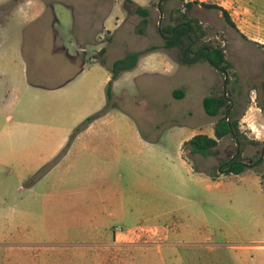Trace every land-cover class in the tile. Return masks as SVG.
Masks as SVG:
<instances>
[{
	"label": "crops",
	"instance_id": "crops-1",
	"mask_svg": "<svg viewBox=\"0 0 264 264\" xmlns=\"http://www.w3.org/2000/svg\"><path fill=\"white\" fill-rule=\"evenodd\" d=\"M132 1L150 10L153 4V0ZM183 1L223 8L234 25L236 43L233 48L237 59L246 61L247 73H264V0ZM59 5L66 7L57 4L55 8ZM47 13L43 0L17 3L0 0L1 102L11 105L16 100L33 97L53 100L65 96L76 105L77 121L81 122L105 107L106 88L112 79L111 66L128 53L145 52L151 45L135 49L128 48L127 43L121 44L123 55L116 57L110 56V46L105 47L103 59L93 63L86 61V66L70 81L53 84L56 77H50L49 72L62 71V65H49L47 58L42 60L39 49L35 51L36 59L31 61L25 43L29 30L43 19V35L49 30L52 35L55 31L59 33L58 19L47 18ZM128 14L124 0L111 4L101 22L102 34L111 33L115 37ZM73 26L68 30L71 37ZM34 35L37 37L36 32ZM132 35L137 36L134 31ZM130 37L125 40L129 41ZM52 56L57 58L58 54L52 53ZM196 64L202 63L178 62L169 51L159 47L142 54L137 66L121 73L114 82L113 91L123 79L132 83L141 75L159 77L143 82L138 88L159 90L153 98L152 93H147L163 110L160 122L169 125L160 130V124H153L150 134H146L135 114L122 106L96 120L74 140L60 162L68 160L78 149L80 157L86 156V160L101 168L91 171L88 183L79 189L72 203L70 211L77 219L71 227V240L57 246L55 258L46 257L43 264H136L133 258H149L154 252L158 255L157 264H180L183 259L189 264H224L226 256L239 264H264V218L257 220L249 215L242 222L240 212L225 211L220 202L224 198L222 179L226 176L213 178L195 172L184 150L185 143L196 135L214 137L216 119L204 111L203 126L194 131H188L187 125L173 124L177 114L182 112L181 103L195 100L203 106L204 99L217 90L215 74L213 83L195 92L182 81L185 93L182 92L180 98L175 97L178 89L172 85L170 77L179 68ZM250 89L251 104L241 117V123L250 130L257 128V134L252 131L255 137L251 139L263 142L264 106L260 104H264V76ZM122 93L127 98L132 96L126 89ZM114 95L118 98L115 91ZM171 105L173 111L169 110ZM251 172L256 174L253 170L244 174ZM187 175L191 177L188 183ZM191 183L194 187L204 185L210 195L197 199ZM197 202L201 210L187 214V209ZM171 215L178 219L172 225L166 224L165 217ZM258 229L263 233H258ZM179 245L187 247V254L177 249Z\"/></svg>",
	"mask_w": 264,
	"mask_h": 264
},
{
	"label": "rangeland",
	"instance_id": "rangeland-1",
	"mask_svg": "<svg viewBox=\"0 0 264 264\" xmlns=\"http://www.w3.org/2000/svg\"><path fill=\"white\" fill-rule=\"evenodd\" d=\"M68 2L77 7V20L74 26L70 10L59 5L55 8V16L49 11L47 13V18L58 19L59 33L55 31L52 35L49 30L43 35L45 23L43 19L29 30L30 36L25 42L31 61L36 59L35 51L39 49L43 54L42 60L47 58L49 65H62V71L49 72L50 77H56L52 81L53 84L65 82L75 76L81 68L86 66V61L94 62L103 59L104 55L100 54L102 48L110 46L112 50L110 56L116 57L123 55L121 44L127 43L128 48L135 49L150 45L163 47L166 45V40L161 36L160 29L170 23L171 13L182 7L180 0H163L162 2L153 0L146 35L140 36L136 33V27L142 18L131 13L124 19L121 30L114 37L111 33L102 34L101 26L111 6L110 3L99 6L95 0H68ZM158 4H161L163 9L158 8ZM220 14L218 10L201 8L199 5H195L189 12V16L204 22L202 26L208 39L226 50V59L231 63L227 71L230 82L227 93L228 98L233 101L232 117L240 120L242 132L249 138H254L255 135L251 133L254 131L257 134V128L250 130L247 125L241 123V117L251 104V86L256 84L264 73H247L248 64L246 61L237 59L238 54L233 48L236 43L235 29L227 23L223 14H221L222 17ZM72 26L73 36L71 37L68 35V30ZM133 31L137 36L132 35ZM35 32L37 37L34 35ZM129 36H131L129 41L125 40ZM121 38L124 41H121ZM183 46V50L177 47L166 50L178 62L184 63L183 58L193 62L196 55L184 51L187 47L186 40L183 41ZM52 53L58 54V57L53 58ZM187 55H189L188 58ZM197 63L202 64H196L191 68H179L169 79L172 85H175L178 91L185 93L180 83L186 81L188 87L195 92L213 83L216 74L218 85L213 95H223L225 75L203 60ZM155 78L159 77L141 75L132 83L123 79L114 90L118 95V98L114 95L115 108L124 106L132 111L146 134H150L152 131L150 127L153 124H160L158 126L160 130L166 129L169 125L160 122L163 110L157 107L158 103L151 100L148 95L152 93V97L154 94H159V90L138 88L143 82ZM124 89L132 92L130 98L123 96ZM181 104L182 112L177 114L173 124L187 125L188 131L201 128L206 117L203 106L197 104L195 100ZM173 107L171 105L169 110L173 111ZM77 114L76 105L65 96L53 100L33 97L31 100L22 99L20 102L16 100L11 105H3L0 97V264H43L42 260L46 257L55 258L54 250L57 246L71 240V227L77 219L73 218L70 211L72 203L76 201L79 189L88 183L91 171L101 166L86 160L85 155L80 157L78 149L68 160L60 162L71 144L81 134L73 135L77 127L85 120L78 122ZM215 119L217 121L218 118ZM262 148L263 146L246 145L243 157L247 164H253L260 159ZM235 153L234 140L226 137L215 149L213 156L204 158L197 155L195 160L209 171L222 172L227 170V162ZM59 155L61 158L55 162ZM262 160L263 163L253 169L258 176H264V158ZM225 174H221L226 176L222 179L224 194L220 202L222 208L225 211L240 212L242 222L249 215L255 216L257 220L263 219L264 183L262 186L261 178L259 179L252 172L242 175ZM190 179L191 177L187 175V183ZM190 188L197 199L210 195L204 185L194 187L191 183ZM203 207L207 209L206 205ZM201 208L197 202L187 209V214L199 211ZM165 218L166 224L169 225L178 219L174 215ZM257 231L263 233L262 229ZM144 239L149 240L147 237ZM160 244L164 246L163 242ZM177 249L182 254H187L186 246L179 245ZM157 256L156 252L149 258L143 259L137 256L136 259L133 258V262L157 264ZM223 259L226 260L224 264H239L231 257L226 256ZM183 260L180 264H189L186 259ZM165 261H168L167 257Z\"/></svg>",
	"mask_w": 264,
	"mask_h": 264
},
{
	"label": "trees",
	"instance_id": "trees-1",
	"mask_svg": "<svg viewBox=\"0 0 264 264\" xmlns=\"http://www.w3.org/2000/svg\"><path fill=\"white\" fill-rule=\"evenodd\" d=\"M20 0H14L15 3ZM47 6V10L55 16V5L63 4L68 7L73 15L74 23L77 20V7L69 3L68 0H43ZM117 0H95L99 6L104 5L106 3L114 4ZM163 0H160L162 2ZM182 7L178 8L176 11H173L170 15V23L161 27L160 34L166 40V45L163 46L165 49L171 48H179L183 50V41H187V47L184 51H188L190 53H194L196 57L194 61L190 62L183 58V62L187 64L197 63L200 60H203L206 63H209L213 68L219 70L220 72H225L231 67V63L226 59V50L218 45H215L210 39L207 37V33L202 26L201 22L189 16V12L195 5H201L204 8L218 10L223 14V17L227 21V23L231 26H234L228 13L223 9L216 5L209 4H200L198 2L193 3H184L183 0ZM126 10L129 14L134 13L142 18L140 23L136 27V33L138 35H146L147 27L150 23L151 10L149 8H143L135 4L132 0H124ZM128 7H133V10H130ZM158 8L163 9L161 4H158ZM57 19L55 18V21ZM159 49L157 46H153L152 48L146 50L145 52H132L128 53L125 58L116 61L112 65V79L107 84L106 88V105L97 113L91 115L87 119H85L75 130L74 136H78L84 130H86L93 122L100 119L109 113L112 109L116 107L114 102V92L113 85L114 82L118 79L121 73L124 71H129L134 69L139 61V58L142 54L148 53L151 51H155ZM106 53V48H103L100 51L101 55ZM189 55H187V58ZM103 62V61H101ZM74 77V76H73ZM73 77L68 79L70 81ZM65 81V82H67ZM228 80V85H229ZM183 93L181 91H176L174 93L176 98H180ZM233 101L224 95H210L206 97L203 101V108L205 113L212 117L218 118L214 124V137H209L204 134H199L194 136L191 140L187 141L184 145L185 152L189 151L186 155L187 158L192 162L193 168L197 173H204L213 178H218L221 174L225 175H242L249 170H253L255 166L261 165L263 160L258 159L253 164H247L244 160L243 153L246 145L252 146H263L264 142H259L249 138L244 132H242L240 127V120L233 119L232 114L234 113L232 104ZM260 106H264V104H260ZM232 107V108H231ZM226 137H231L236 144V153L234 156L227 162V170L222 172H213L205 169L202 165L196 162L195 156L200 155L204 158L214 155L215 149L219 146V143ZM262 148V150H263ZM262 153V152H261ZM61 158L59 155L55 162H57ZM261 178V182L264 183V176L259 175Z\"/></svg>",
	"mask_w": 264,
	"mask_h": 264
},
{
	"label": "water",
	"instance_id": "water-1",
	"mask_svg": "<svg viewBox=\"0 0 264 264\" xmlns=\"http://www.w3.org/2000/svg\"><path fill=\"white\" fill-rule=\"evenodd\" d=\"M223 74L225 75L224 84H223V95L227 97L228 76L225 72H223ZM263 158H264V148L262 150L260 160H262Z\"/></svg>",
	"mask_w": 264,
	"mask_h": 264
}]
</instances>
